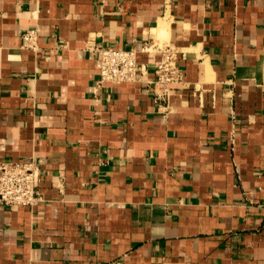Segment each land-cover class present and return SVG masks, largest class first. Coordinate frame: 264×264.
Masks as SVG:
<instances>
[{
  "label": "crops",
  "instance_id": "0c3cea01",
  "mask_svg": "<svg viewBox=\"0 0 264 264\" xmlns=\"http://www.w3.org/2000/svg\"><path fill=\"white\" fill-rule=\"evenodd\" d=\"M101 45L142 80L99 85ZM31 159L0 264H264V0H0V162Z\"/></svg>",
  "mask_w": 264,
  "mask_h": 264
},
{
  "label": "built area",
  "instance_id": "2783aa9c",
  "mask_svg": "<svg viewBox=\"0 0 264 264\" xmlns=\"http://www.w3.org/2000/svg\"><path fill=\"white\" fill-rule=\"evenodd\" d=\"M25 47L38 48V30L28 29L23 33ZM143 50H148L145 45ZM161 57L155 64V81L170 85L184 80V72L178 63V51L171 45L160 48ZM93 53L100 60L99 85L113 86L123 82L141 81L145 64L138 60V51L133 47L95 46ZM41 170L31 160L0 162V204L34 206L41 198Z\"/></svg>",
  "mask_w": 264,
  "mask_h": 264
}]
</instances>
